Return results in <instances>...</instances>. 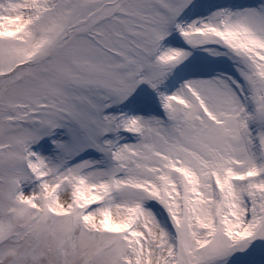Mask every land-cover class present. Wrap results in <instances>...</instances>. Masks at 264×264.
I'll use <instances>...</instances> for the list:
<instances>
[{
	"label": "snow or ice",
	"instance_id": "obj_1",
	"mask_svg": "<svg viewBox=\"0 0 264 264\" xmlns=\"http://www.w3.org/2000/svg\"><path fill=\"white\" fill-rule=\"evenodd\" d=\"M0 264H264V0H0Z\"/></svg>",
	"mask_w": 264,
	"mask_h": 264
}]
</instances>
